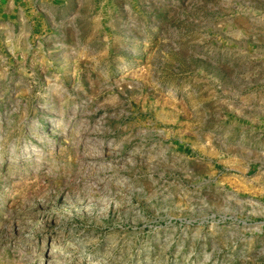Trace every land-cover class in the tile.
Returning a JSON list of instances; mask_svg holds the SVG:
<instances>
[{
  "label": "rangeland",
  "instance_id": "rangeland-1",
  "mask_svg": "<svg viewBox=\"0 0 264 264\" xmlns=\"http://www.w3.org/2000/svg\"><path fill=\"white\" fill-rule=\"evenodd\" d=\"M40 1L0 12V264H264V0Z\"/></svg>",
  "mask_w": 264,
  "mask_h": 264
},
{
  "label": "crops",
  "instance_id": "crops-1",
  "mask_svg": "<svg viewBox=\"0 0 264 264\" xmlns=\"http://www.w3.org/2000/svg\"><path fill=\"white\" fill-rule=\"evenodd\" d=\"M50 2H53L55 5L57 3L60 4L59 0H50ZM63 2H67V0H63ZM40 5V0H0V12L2 14L13 15L25 12L26 10H39Z\"/></svg>",
  "mask_w": 264,
  "mask_h": 264
}]
</instances>
